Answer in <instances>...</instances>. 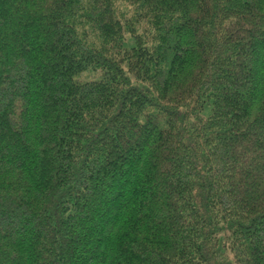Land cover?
<instances>
[{"label": "trees", "instance_id": "obj_1", "mask_svg": "<svg viewBox=\"0 0 264 264\" xmlns=\"http://www.w3.org/2000/svg\"><path fill=\"white\" fill-rule=\"evenodd\" d=\"M0 264H264V0H0Z\"/></svg>", "mask_w": 264, "mask_h": 264}, {"label": "rangeland", "instance_id": "obj_2", "mask_svg": "<svg viewBox=\"0 0 264 264\" xmlns=\"http://www.w3.org/2000/svg\"><path fill=\"white\" fill-rule=\"evenodd\" d=\"M206 113H208V111H206Z\"/></svg>", "mask_w": 264, "mask_h": 264}]
</instances>
